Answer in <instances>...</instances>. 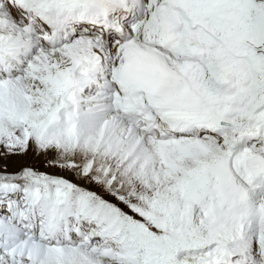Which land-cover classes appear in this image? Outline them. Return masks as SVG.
<instances>
[{"label":"snow or ice","instance_id":"6c2138e0","mask_svg":"<svg viewBox=\"0 0 264 264\" xmlns=\"http://www.w3.org/2000/svg\"><path fill=\"white\" fill-rule=\"evenodd\" d=\"M0 264H264V0H0Z\"/></svg>","mask_w":264,"mask_h":264},{"label":"rangeland","instance_id":"374dc122","mask_svg":"<svg viewBox=\"0 0 264 264\" xmlns=\"http://www.w3.org/2000/svg\"><path fill=\"white\" fill-rule=\"evenodd\" d=\"M25 161H18V160H13L12 162H11V164H12V169H14V168H16V167H19V165L21 164V163H24ZM28 162H31V161H28ZM12 169H10V170H12Z\"/></svg>","mask_w":264,"mask_h":264}]
</instances>
